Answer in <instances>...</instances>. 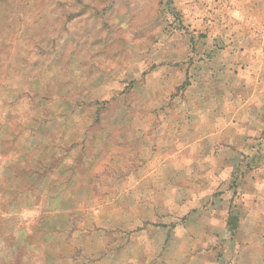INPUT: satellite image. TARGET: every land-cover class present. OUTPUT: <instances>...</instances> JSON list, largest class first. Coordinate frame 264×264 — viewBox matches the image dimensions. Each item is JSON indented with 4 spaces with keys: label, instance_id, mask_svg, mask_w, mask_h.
Instances as JSON below:
<instances>
[{
    "label": "rangeland",
    "instance_id": "374dc122",
    "mask_svg": "<svg viewBox=\"0 0 264 264\" xmlns=\"http://www.w3.org/2000/svg\"><path fill=\"white\" fill-rule=\"evenodd\" d=\"M0 264H264V0H0Z\"/></svg>",
    "mask_w": 264,
    "mask_h": 264
}]
</instances>
